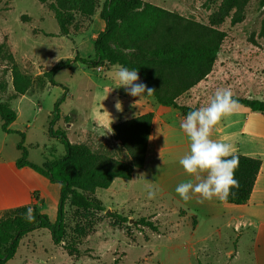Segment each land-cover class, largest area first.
Wrapping results in <instances>:
<instances>
[{
  "label": "rangeland",
  "instance_id": "1",
  "mask_svg": "<svg viewBox=\"0 0 264 264\" xmlns=\"http://www.w3.org/2000/svg\"><path fill=\"white\" fill-rule=\"evenodd\" d=\"M144 1L203 24L209 23L210 15L223 2ZM103 2L99 0L97 12L102 10ZM260 2L250 0L242 22L232 25L230 18H226L218 26L225 32V38L213 70L195 86V91L191 89L183 95L179 104L193 108L206 106L218 88L231 89L234 97L264 102V39L259 35L264 5L261 6ZM91 21L74 16L70 35L64 37L60 35L53 13L39 1L0 0V43L7 41L20 71L35 81L25 96L17 97L12 88L10 62L0 59V82L7 85L0 96L17 113L16 121L10 126L13 133L10 134L2 131L0 118L2 214L24 204L38 207L52 222L56 221L60 185L50 184L30 168L18 171L15 161L20 157L17 149L19 132L25 133L28 159L32 163L42 166L65 155L63 143L49 133L55 105L62 98L65 97L60 106L61 118L55 130L64 131L71 143H86L94 152L121 157L126 156L125 152L113 138L111 129L152 109L154 99L147 94L143 100L136 98L142 104L133 107L126 90L115 88L119 83L115 75L117 66L99 70L77 64L73 71L57 73L55 80L58 85H50L44 78L43 74L59 61L75 58L74 37L80 33L78 42L85 39L80 46L83 56L88 58L94 54L92 28L87 32ZM117 99L122 101V112L115 108ZM251 114L255 113L241 105L235 112L241 119ZM66 117L70 120L66 121ZM150 164L152 152L147 154L146 166ZM10 166L16 175L10 172ZM141 170H136L135 178L131 180L118 178L108 189L96 191L93 197L103 203L105 211L79 210L72 207L69 200L66 201V232L62 244H54L49 230L38 229L23 238L16 256L8 264H111L114 261L119 264H237L223 255V239L216 237L219 243L210 240L195 244L189 253L185 241L191 237L192 229L184 225L175 226L173 219L162 218L160 224L152 220V199H148L152 185L139 178ZM5 179L12 180L14 187L19 186V189L10 188ZM118 216L126 218V221ZM142 218L155 222L159 229L153 231L143 226L139 222ZM67 246L78 249L79 254L70 256L65 249Z\"/></svg>",
  "mask_w": 264,
  "mask_h": 264
},
{
  "label": "trees",
  "instance_id": "2",
  "mask_svg": "<svg viewBox=\"0 0 264 264\" xmlns=\"http://www.w3.org/2000/svg\"><path fill=\"white\" fill-rule=\"evenodd\" d=\"M51 11L60 27V35H70L74 16L92 19L96 14L99 0H37ZM250 0H223L220 7L203 24L188 19L176 12L153 5L144 0H104L100 18L105 28L94 40L93 58H82L78 52L73 59L59 61L50 71L43 74L50 85H58L55 77L61 70L73 71L77 64L90 68L124 66L138 70L143 84L155 89L152 99L163 107H173L182 116L196 109L179 104V99L206 79L213 70L225 32L219 29L226 18L232 25L243 21ZM260 5H264L261 0ZM22 18H25L23 16ZM28 21V20H26ZM260 37L264 39V20ZM0 59L10 62L12 88L17 97L25 96L35 85L30 75L20 71L15 63L7 41L0 43ZM7 85L0 82V94ZM238 99L239 105L254 113L264 115V102ZM65 97L56 103L50 122L49 133L57 137L65 147V155L50 160L42 166L29 161L25 146V133L19 132L17 149L20 157L18 169L30 168L51 184L60 185V205L55 222L36 206H20L0 215V264H8L19 249L23 238L38 229L51 232L55 245H61L66 232L64 205L70 201L79 210L105 211L106 208L94 198L98 189H108L118 179L131 180L136 170L146 166L149 137L152 133L154 114L152 112L113 126V138L125 152L124 157L94 152L86 143H71L66 133L55 130L61 118L60 106ZM0 118L2 131L10 134V126L16 121L17 113L0 96ZM70 120L69 117L65 118ZM239 156V167L235 178L239 188L233 189L226 203L244 205L248 203L262 166L259 158ZM34 210L35 220L25 219L27 209ZM120 218V216H118ZM126 221V218H120ZM143 226L157 231L159 226L150 220H139ZM70 256L79 254L73 247H65ZM111 264H119L114 261Z\"/></svg>",
  "mask_w": 264,
  "mask_h": 264
},
{
  "label": "crops",
  "instance_id": "3",
  "mask_svg": "<svg viewBox=\"0 0 264 264\" xmlns=\"http://www.w3.org/2000/svg\"><path fill=\"white\" fill-rule=\"evenodd\" d=\"M91 28L93 30L91 43L94 45L95 38L105 28L100 12H96L92 17L87 32ZM81 34L74 37L76 48L79 55L86 58L80 48L81 42L85 39L82 38L81 42H78ZM94 55L95 52L88 58H93ZM138 82L143 83V79L140 77ZM196 87L191 91H195ZM136 98L138 97L130 96L131 104L138 100ZM138 104H142V101H138ZM149 112L154 114L148 147V152H152V165L143 168L138 175L139 178L148 180L152 185V190L156 192V198L152 199V220L160 224L162 218L173 219L175 226L184 225L192 229L191 237L185 241V247L188 248L189 253L195 244L210 240L219 243L216 239L218 237L223 239L222 253L227 260L235 261L237 264H264V115L255 113L246 119H241L237 118L234 113L222 118L213 130L212 138L231 143L237 155L262 160V166L248 203L235 205L216 199L210 202L205 201L203 204L197 203L195 199L184 202L179 197L175 188L188 178L179 164V159L188 150L187 138L179 127L184 116L173 107L158 105L155 100L152 103V109L143 111L138 116ZM240 122L242 125H239ZM23 169L17 170L22 171ZM9 170L16 175L11 166ZM5 181L10 188L16 191L19 189V186L14 187L12 180L5 179ZM47 181L49 182L48 179ZM1 203L0 215H2Z\"/></svg>",
  "mask_w": 264,
  "mask_h": 264
},
{
  "label": "clouds",
  "instance_id": "4",
  "mask_svg": "<svg viewBox=\"0 0 264 264\" xmlns=\"http://www.w3.org/2000/svg\"><path fill=\"white\" fill-rule=\"evenodd\" d=\"M115 75L119 81L115 88L123 87L132 97L141 99L144 94L152 96L155 93V89L138 82L140 77L136 69L130 70L120 65ZM139 99L133 103V107ZM238 106L239 101L234 98L231 89L218 88L206 106L189 111L180 122L179 127L187 138L188 150L179 159V164L188 178L176 186L175 192L184 202L193 199L200 204L213 199L227 201L230 195H234L233 189L239 188V181L235 178L239 156L235 148L231 143L212 138L213 130L222 118L234 114ZM115 108L122 112V101L117 99ZM155 198L156 192L150 189L148 199ZM25 219L30 223L35 220L31 207L27 209Z\"/></svg>",
  "mask_w": 264,
  "mask_h": 264
},
{
  "label": "built area",
  "instance_id": "5",
  "mask_svg": "<svg viewBox=\"0 0 264 264\" xmlns=\"http://www.w3.org/2000/svg\"><path fill=\"white\" fill-rule=\"evenodd\" d=\"M98 69H99V70H101V69H102V67H99Z\"/></svg>",
  "mask_w": 264,
  "mask_h": 264
}]
</instances>
